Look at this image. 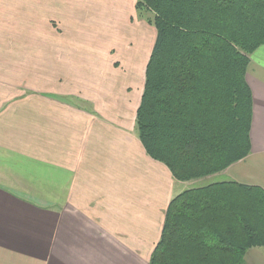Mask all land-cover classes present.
<instances>
[{"label":"crops","instance_id":"crops-1","mask_svg":"<svg viewBox=\"0 0 264 264\" xmlns=\"http://www.w3.org/2000/svg\"><path fill=\"white\" fill-rule=\"evenodd\" d=\"M135 3L0 0V264H148L183 189L264 188V45L245 72L250 152L177 180L135 130L156 35ZM263 248L244 264H264Z\"/></svg>","mask_w":264,"mask_h":264},{"label":"trees","instance_id":"trees-1","mask_svg":"<svg viewBox=\"0 0 264 264\" xmlns=\"http://www.w3.org/2000/svg\"><path fill=\"white\" fill-rule=\"evenodd\" d=\"M155 27L135 130L177 180L250 152V54L264 45V0H136ZM264 246V188L221 180L174 195L148 264H244Z\"/></svg>","mask_w":264,"mask_h":264},{"label":"rangeland","instance_id":"rangeland-1","mask_svg":"<svg viewBox=\"0 0 264 264\" xmlns=\"http://www.w3.org/2000/svg\"><path fill=\"white\" fill-rule=\"evenodd\" d=\"M123 54H126V53H123ZM130 57H134L133 55H131ZM128 59H130L129 57L127 58V60ZM122 61V60H121ZM123 69H125L127 72H128V69H129V63H126L125 61H124V65H123V67H122V70ZM133 70H135V68L134 69H132L131 71H133ZM131 71L129 72L131 75L132 74H135V73H131ZM127 72H123V75H124V80H126V78H127ZM134 76V75H133ZM261 253L264 255V248L262 249V251H261ZM246 264V263H245Z\"/></svg>","mask_w":264,"mask_h":264}]
</instances>
